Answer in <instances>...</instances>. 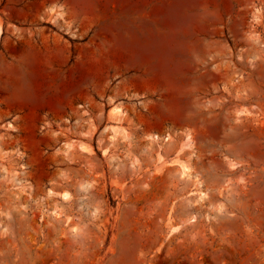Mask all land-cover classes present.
I'll list each match as a JSON object with an SVG mask.
<instances>
[{
	"label": "rangeland",
	"instance_id": "1",
	"mask_svg": "<svg viewBox=\"0 0 264 264\" xmlns=\"http://www.w3.org/2000/svg\"><path fill=\"white\" fill-rule=\"evenodd\" d=\"M0 264H264V0H0Z\"/></svg>",
	"mask_w": 264,
	"mask_h": 264
}]
</instances>
